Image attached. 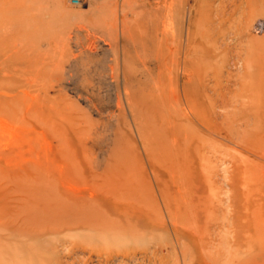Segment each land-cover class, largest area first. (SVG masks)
I'll return each mask as SVG.
<instances>
[{
  "label": "rangeland",
  "instance_id": "374dc122",
  "mask_svg": "<svg viewBox=\"0 0 264 264\" xmlns=\"http://www.w3.org/2000/svg\"><path fill=\"white\" fill-rule=\"evenodd\" d=\"M59 1L0 0V264H264V0Z\"/></svg>",
  "mask_w": 264,
  "mask_h": 264
},
{
  "label": "bare ground",
  "instance_id": "6f19581e",
  "mask_svg": "<svg viewBox=\"0 0 264 264\" xmlns=\"http://www.w3.org/2000/svg\"><path fill=\"white\" fill-rule=\"evenodd\" d=\"M56 1V0H55ZM59 2H61V0L59 1ZM243 2V1H242ZM259 2V1H258ZM252 3V0H248V4H251ZM242 4V3H241ZM21 5H23V4H21ZM258 7V6H257ZM259 8V7H258ZM264 9V8H263ZM251 11V10H250ZM20 13V12H19ZM17 20V19H16ZM16 22V21H15ZM236 22V21H235ZM23 24H25V23H23ZM17 25H19V24H17ZM20 26V25H19ZM30 30V29H29ZM234 30V29H233ZM21 34V33H20ZM227 36V35H226ZM221 37V36H220ZM7 39H9V38H7ZM22 39V38H21ZM24 40V39H23ZM20 44V43H19ZM264 44V43H263ZM254 48H256V47H254ZM263 48V47H262ZM202 49V48H201ZM263 50H264V48H263ZM172 51V50H171ZM177 52H178V49L176 50ZM203 52V51H202ZM173 54H174V51H173ZM176 54H178V53H176ZM252 54V53H251ZM259 54V53H258ZM258 54H257V56H258ZM143 55H145V54H143ZM190 56V55H189ZM243 57V56H242ZM248 57V56H247ZM168 58V57H167ZM250 58V57H249ZM252 58H256V57H254V55H253V57ZM258 58H259V56H258ZM164 59H165V57H164ZM173 59V58H172ZM260 59V58H259ZM250 60V59H249ZM256 60V59H255ZM145 61V60H144ZM175 61V60H174ZM201 61V60H200ZM172 60H171V63L170 64H172ZM193 62V61H192ZM117 63V62H116ZM148 63V62H147ZM159 64L161 63V62H158ZM195 63H196V60H195ZM144 64H146V63H144ZM212 64V63H211ZM172 65H174V64H172ZM182 65V68L184 69V70H188V62H187V60L185 59V60H183V63L181 64ZM196 65V64H195ZM145 66V65H144ZM175 67H176V65H175ZM175 67H174V69H175ZM224 67V66H223ZM130 68V67H129ZM144 68H146L147 69V67L145 66ZM170 68H172V66L170 67ZM262 68H263V66H262ZM171 70H173V68L171 69ZM177 70V69H176ZM179 70V69H178ZM264 70V69H263ZM172 72H174V73H177L175 70L174 71H172ZM171 72V73H172ZM261 73V72H260ZM260 73L258 74L259 76H261L262 77V74L260 75ZM196 74V73H195ZM170 75H172V74H170ZM144 76V75H143ZM167 76H169V75H167ZM189 76V75H188ZM171 77V76H170ZM248 77V76H247ZM246 77V78H247ZM261 77H260V81L262 80L261 79ZM173 78V77H172ZM171 78V79H172ZM263 78V77H262ZM171 79H170V81H171ZM167 80H169V78L167 79ZM140 81H142V79H140ZM149 81V80H148ZM151 81V80H150ZM175 81V80H174ZM152 82V81H151ZM150 82V83H151ZM171 82H173V79H172V81ZM171 82H170V84H171ZM44 83V82H43ZM127 83V82H126ZM129 83H130V81H129ZM160 83V82H159ZM238 83V82H237ZM130 84H132V83H130ZM151 84H154V83H151ZM161 84V83H160ZM159 85V84H158ZM163 85H165V84H163ZM129 86V85H128ZM134 86V85H133ZM155 86V85H154ZM172 86V85H171ZM171 86H170V88H171ZM255 86H258V85H255ZM136 87H137V85H136ZM139 88L141 87V86H138ZM156 88H157V86H155ZM167 87V86H166ZM135 88V87H134ZM142 88V87H141ZM155 88V89H156ZM173 88V87H172ZM250 88V87H249ZM138 89V88H137ZM168 89V88H167ZM174 89V88H173ZM187 89V88H186ZM163 90V89H162ZM188 90V89H187ZM205 90V89H204ZM257 90H258V87H257ZM140 91V90H139ZM171 91V90H170ZM194 91V90H193ZM137 91H135V93H136ZM144 92V91H143ZM245 92V91H244ZM259 92V91H258ZM158 93V92H157ZM173 93V92H172ZM170 94V93H169ZM175 94V93H174ZM259 94V93H258ZM170 96V95H169ZM174 96V95H173ZM178 96V95H177ZM257 97H258V95H256ZM256 97V98H257ZM149 99H150V96L148 97ZM153 98V97H152ZM160 98V97H159ZM197 98V97H196ZM254 98V97H253ZM118 99V98H117ZM169 99H171V98H169ZM185 99H186V104H187V107H188V117L190 118V120H199V118H200V111H199V109H197L196 108V106L192 103V101H191V99H190V97H189V95H188V92L186 91V93H185ZM252 99V98H251ZM144 100V99H143ZM177 100H178V97H177ZM177 100H176V102H177ZM258 100H260V99H258ZM145 102V101H144ZM150 102V101H149ZM153 102H154V99H153ZM118 103H119V101H118ZM148 103V102H147ZM145 104V103H144ZM153 104H155V103H153ZM161 104H163V105H165L164 104V102L163 103H161ZM170 104V103H169ZM172 104V103H171ZM148 105H150V104H148ZM148 105L146 104V106L145 107H148ZM163 105H161V106H163ZM173 105V104H172ZM178 106H179V104H177ZM141 106V105H140ZM157 106V105H156ZM160 106V105H159ZM160 106V107H161ZM167 106V105H166ZM155 108V107H154ZM175 108V107H174ZM155 110V109H154ZM185 110V109H184ZM182 112V111H181ZM186 112V111H185ZM144 113V112H143ZM164 114V113H163ZM171 117V116H170ZM161 120V119H160ZM164 120V119H163ZM166 120V119H165ZM174 120V119H173ZM175 120H176V118H175ZM157 121V120H156ZM178 121V120H177ZM176 121V122H177ZM167 122V121H166ZM168 122H170L169 120H168ZM175 122V121H174ZM184 122V121H183ZM173 123V122H172ZM181 122H179L177 125H178V127L181 125L180 124ZM185 123V122H184ZM174 124V123H173ZM172 124V125H173ZM157 125V124H156ZM165 125V124H164ZM185 125V124H184ZM170 126H171V124H170ZM167 127V126H166ZM173 127V126H172ZM183 128H185L184 126H182ZM181 127V129H183ZM189 127V126H188ZM176 128V127H175ZM180 128V127H179ZM185 129H187V128H185ZM176 130H178V129H175V131ZM179 131V130H178ZM181 131V130H180ZM184 132V130L183 131H181V133H180V136H178V132L176 131V134H173V136L174 135H176V136H174V137H176V139H175V141L176 142H180V140L177 138V136L178 137H180L181 138V134ZM191 132H193V131H191ZM172 133H175L174 131L172 132ZM184 134V133H183ZM182 134V136H184V138H182L181 139V142L184 140H186V138H185V135H183ZM147 137V136H146ZM167 137H169V135L167 136ZM174 137H173V140H174ZM152 138V137H151ZM191 138V137H190ZM165 140V139H164ZM176 142H174V144H176ZM187 142V141H186ZM174 147V146H173ZM152 152V151H151ZM70 160V159H69ZM158 180V179H157Z\"/></svg>",
  "mask_w": 264,
  "mask_h": 264
},
{
  "label": "built area",
  "instance_id": "2783aa9c",
  "mask_svg": "<svg viewBox=\"0 0 264 264\" xmlns=\"http://www.w3.org/2000/svg\"><path fill=\"white\" fill-rule=\"evenodd\" d=\"M86 0H70L71 4L74 6H81L85 3Z\"/></svg>",
  "mask_w": 264,
  "mask_h": 264
}]
</instances>
